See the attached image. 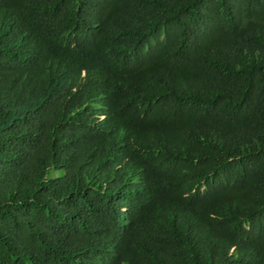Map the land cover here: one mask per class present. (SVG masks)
<instances>
[{
    "label": "trees",
    "instance_id": "trees-1",
    "mask_svg": "<svg viewBox=\"0 0 264 264\" xmlns=\"http://www.w3.org/2000/svg\"><path fill=\"white\" fill-rule=\"evenodd\" d=\"M0 264H264V0H0Z\"/></svg>",
    "mask_w": 264,
    "mask_h": 264
},
{
    "label": "rangeland",
    "instance_id": "rangeland-1",
    "mask_svg": "<svg viewBox=\"0 0 264 264\" xmlns=\"http://www.w3.org/2000/svg\"><path fill=\"white\" fill-rule=\"evenodd\" d=\"M125 212V211H124Z\"/></svg>",
    "mask_w": 264,
    "mask_h": 264
}]
</instances>
